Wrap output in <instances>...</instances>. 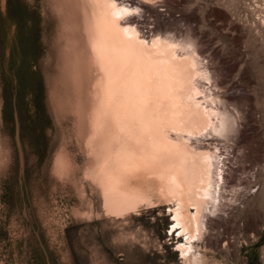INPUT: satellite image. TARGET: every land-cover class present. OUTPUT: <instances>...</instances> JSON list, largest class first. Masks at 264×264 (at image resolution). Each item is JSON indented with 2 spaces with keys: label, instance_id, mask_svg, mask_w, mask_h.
I'll return each instance as SVG.
<instances>
[{
  "label": "rangeland",
  "instance_id": "1",
  "mask_svg": "<svg viewBox=\"0 0 264 264\" xmlns=\"http://www.w3.org/2000/svg\"><path fill=\"white\" fill-rule=\"evenodd\" d=\"M118 2L143 38L202 62L199 96L218 129L200 140L221 169L203 232L180 233L171 203L100 210L82 176L86 128L65 111L73 89L54 0H0V264H264V0ZM60 154L71 173L55 171Z\"/></svg>",
  "mask_w": 264,
  "mask_h": 264
},
{
  "label": "bare ground",
  "instance_id": "2",
  "mask_svg": "<svg viewBox=\"0 0 264 264\" xmlns=\"http://www.w3.org/2000/svg\"><path fill=\"white\" fill-rule=\"evenodd\" d=\"M54 6L73 89L65 111L86 128L82 176L100 210L126 217L171 203L180 233L189 240L201 234L221 175L216 151L200 140L218 129L216 108L199 96L202 62L164 37L143 38L118 0H54ZM55 171L69 174L72 163L60 154ZM180 249L187 256L191 244Z\"/></svg>",
  "mask_w": 264,
  "mask_h": 264
}]
</instances>
